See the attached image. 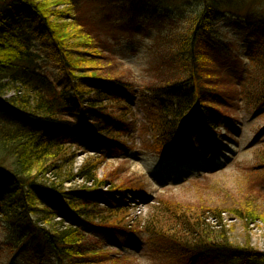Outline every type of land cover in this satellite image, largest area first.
I'll return each instance as SVG.
<instances>
[{
	"label": "trees",
	"instance_id": "1",
	"mask_svg": "<svg viewBox=\"0 0 264 264\" xmlns=\"http://www.w3.org/2000/svg\"><path fill=\"white\" fill-rule=\"evenodd\" d=\"M80 1H71L77 11L66 22L52 4L0 0V200L4 198L6 212L15 215L19 237L34 239L32 247L41 264L50 255L59 264H128L126 256L124 260L109 258L100 231L128 228L129 204L124 199L101 204L88 193L99 194L104 187L117 193L144 192L142 179L98 178L100 162L94 157L74 174L77 137L91 131L105 136L109 153L123 151L121 140L136 124L127 122L132 105L124 103L112 87L140 89L144 116L138 131L151 134L163 155L172 151L177 135L198 108L212 130L218 128L220 110L229 101L240 99L264 107V28L257 32L259 50L232 74L211 55L215 49L218 56H233L229 45L212 33L218 0H204L200 14L156 36L148 68L151 81L140 83L136 77L129 81L123 74L101 71L105 40L82 22ZM143 1H131L135 17L142 12ZM35 36L43 39L48 57L62 62L72 97L45 70L42 55L33 46ZM73 37L79 43L76 47L69 45ZM77 78L86 84L74 82ZM84 94L98 100H85ZM104 101L124 113L107 111ZM256 170L264 172V161ZM77 177L92 185L65 186ZM201 208L202 204L158 199L142 224L134 227L135 218L128 230L142 227L150 239L166 248L165 259L153 264H264V252L250 241L242 247L227 243L225 227L218 221L222 210H213L217 220L213 226L206 222V212L212 210ZM231 211L243 219L253 216L246 205L244 210ZM217 226L222 229L214 230ZM8 249L15 250L12 244Z\"/></svg>",
	"mask_w": 264,
	"mask_h": 264
},
{
	"label": "rangeland",
	"instance_id": "2",
	"mask_svg": "<svg viewBox=\"0 0 264 264\" xmlns=\"http://www.w3.org/2000/svg\"><path fill=\"white\" fill-rule=\"evenodd\" d=\"M38 1L52 4L54 10L62 12L64 17L61 18L66 22L77 11L72 0ZM131 1L81 0L78 14L91 32L105 40L101 71L112 76L123 74L129 81L136 77L140 83H147L152 78L148 68L153 63L152 46L156 36L168 31L172 25L182 27L188 16L200 14L205 5L204 0H144L142 12L135 17ZM261 27L264 28V0H218L211 23L212 33L229 45L233 56H218L215 49H211V55L235 74L259 50L261 41L257 32ZM33 38V46L41 53L45 70L57 86L66 88L72 97L62 62L48 57L43 39ZM75 40L76 37L70 40V47L79 45ZM74 82L85 83L81 78ZM128 89L130 91H115L117 96L124 97V103L132 105L127 122L136 124L121 140L123 151L118 155L109 153L104 135L84 131L77 138L74 174L82 171L86 159L94 157L100 162L96 172L98 178L111 177L120 182L125 178L141 177L140 185L147 195L139 198L141 213H137L138 208L130 211L131 216L126 222L128 228L135 217L138 219L134 227L142 224L158 199L181 205L202 204L198 210H212L206 212V222L213 226L217 225L213 210H222V219L218 221L225 227L227 243L242 247L250 241L253 247L264 252V172L256 170L258 163L264 161V107L250 106L240 99L229 101L220 110L218 128L210 131L196 110L186 124L185 138L179 137L173 150L163 155L151 134L138 131L144 116L140 105L143 98L138 87ZM83 96L85 100H98L91 94ZM109 102L104 101L103 106ZM107 111L124 113L118 106L110 105H107ZM97 155H102L103 161ZM85 184L92 185L77 177L65 186L72 189ZM100 192L106 198L101 204H105L110 190L103 188ZM99 196L96 197L93 191L88 193L91 199H99ZM245 205L253 211V218L243 219L231 211L244 210ZM0 208V264H41L32 247L34 239H27L26 235L19 237L16 217L6 212L4 198L0 200ZM242 215L248 216L245 212ZM37 217L33 218L36 220ZM222 227L217 226L214 230ZM128 228L112 226L110 230L100 231L110 259L127 257L128 264H153L165 259L166 248L150 239L142 227L136 228L135 232ZM11 244L15 248L13 251L8 249ZM42 264L59 262L50 255Z\"/></svg>",
	"mask_w": 264,
	"mask_h": 264
}]
</instances>
